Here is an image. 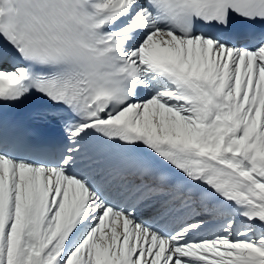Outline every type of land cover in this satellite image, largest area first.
I'll list each match as a JSON object with an SVG mask.
<instances>
[{
	"label": "snow or ice",
	"instance_id": "snow-or-ice-1",
	"mask_svg": "<svg viewBox=\"0 0 264 264\" xmlns=\"http://www.w3.org/2000/svg\"><path fill=\"white\" fill-rule=\"evenodd\" d=\"M0 264H264V0H0Z\"/></svg>",
	"mask_w": 264,
	"mask_h": 264
}]
</instances>
